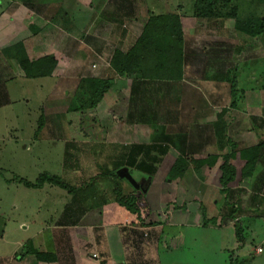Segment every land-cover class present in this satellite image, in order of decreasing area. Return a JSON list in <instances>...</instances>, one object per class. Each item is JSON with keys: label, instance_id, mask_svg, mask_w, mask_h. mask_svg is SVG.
Segmentation results:
<instances>
[{"label": "rangeland", "instance_id": "374dc122", "mask_svg": "<svg viewBox=\"0 0 264 264\" xmlns=\"http://www.w3.org/2000/svg\"><path fill=\"white\" fill-rule=\"evenodd\" d=\"M66 1L67 7L63 6L65 8L62 13L69 16L62 18V21L66 22L56 35L46 32L26 36L32 39L42 35V42L45 44L42 49L38 47L40 44H35L37 49H31V44L28 51L31 60L45 56L58 58L59 62L51 75L52 78L19 80L18 75H22V71L14 60L2 54L3 51L16 45L14 40L19 39V35L17 38H8L7 34L0 35V235H4L0 239L1 255L10 256L28 240L36 249L42 251L41 244L46 237L42 231L48 226L53 227L57 224L60 227L63 221L66 222L63 210L67 206L73 207L72 198L58 187L44 184L40 189H27L18 184V180L34 183L40 175H50L64 178L67 181L66 184L77 189L78 180H86L100 174L90 162L89 156L74 151L73 147L69 148L72 157L80 156L82 163H79L76 168L70 164L69 169L65 170L63 162L68 157L65 154L68 147L66 144L119 142L128 145L151 144L159 141L158 115L148 112L149 108L146 111L145 102L152 101V97L155 98L158 92L155 89L158 87L162 89L163 84L158 81L138 84L135 88L142 91L141 95L138 94L140 95L138 101L141 99V102L137 103L138 101L132 99L134 105L126 104L124 97L121 99L122 103H119V96L122 94L120 91L129 92V82L131 80L136 82L140 77L137 74L118 78L109 67L114 50L128 49L139 36L148 12L154 13L155 16L177 14L181 24L186 28L184 29L186 35L194 31L200 33L198 38L202 40L208 37H221L220 41H224L223 46L219 45L222 48L220 50L222 60L225 59L224 57L238 58L229 62L221 88L229 93V85L233 77V86L236 90L243 92L234 94L237 98L234 106L236 110H229L228 114L226 113L222 118L218 115L220 117L217 122L223 121L224 118L225 122L231 121L234 124L236 116L240 117L239 124L233 130L230 129V135L238 136L235 140L240 147H244V144L248 146L252 142L256 143V138L264 139V35L254 39L236 35L237 38L229 40L227 31L233 30V21H224L223 26L221 20H197L194 17V0H143V2L131 0L139 16L134 19L121 18L120 23L113 21L110 15L113 9L109 7V2L113 3L114 0L93 2L81 0L86 10L81 26L77 28L75 24L79 23L72 17L71 0ZM90 1V5L93 4L98 9L94 14L92 12L88 14L90 9L86 4ZM55 2L57 3V0ZM0 3L3 1L0 0ZM236 4L239 19H245L248 16L264 17V0H236ZM75 29H81V33H77ZM206 56L210 58V55ZM237 60L240 61L236 67ZM234 68L236 73L231 71ZM82 69H87L89 72L83 73ZM10 77L16 79L6 83L5 80ZM191 77L192 74L185 75L182 86L188 87L189 90L194 89L193 92L198 96L201 94L204 99V95L210 91L208 89L213 86L203 85L205 83L201 81L200 76L197 81ZM86 79H112L113 86L105 94H108L106 98L104 95L95 108L73 112L72 107L80 105L78 103L81 98L79 86ZM214 84L217 86L219 82ZM250 92H253L254 96L250 95ZM246 93V98L248 96L252 98L244 99ZM105 100L106 104H104ZM219 102H223L222 106L227 105V100L223 98ZM142 103L143 106H141ZM131 106L135 107L136 112L130 109L128 114L126 109ZM236 112L239 114L237 115ZM194 114L192 112L189 116L193 117ZM40 125L42 127H39ZM226 134L229 135V133ZM92 146L87 145L84 148L85 151L88 148L87 153L90 154ZM77 147L79 148L80 145ZM174 158H176L175 153L167 147L166 154L161 157L154 176H144L136 171H131V176L128 174V179L133 180L137 191L140 192L138 205L146 212L147 227H151L152 224L161 226V223H165L169 217L172 218V213L178 209L176 205H183L185 202L181 203L182 198L179 195L182 194L179 192H183V188H189L192 191L199 189L200 183H203L206 178H208L207 182L213 181L212 184L217 186L214 170L207 171L208 169L204 167L193 169V166H189L181 178L167 181V173ZM77 167L79 172H74ZM125 170L128 171V169ZM201 178L203 181H200ZM239 179L240 175L237 174V181ZM122 180L124 181L121 182V188L124 193H129L132 188L135 189V186H130L126 179ZM212 184L208 188H202L201 197L206 196L214 203L217 202L215 206L219 210L224 205L225 200L221 197L224 194L217 197L216 191L212 190ZM96 187V192L100 190L107 192L106 200L107 197L112 198L110 181L97 180ZM96 192L93 188L89 189L86 199L80 200L82 207L93 208L89 210L90 213L99 203L96 202L98 199ZM75 199L77 202L78 198ZM208 212L209 214L201 208L203 218L214 217L210 210ZM67 220L70 221L69 218ZM200 228L186 224L162 226L163 231H167V236L174 232L176 235L183 233L179 235L185 236V240L191 237L183 249L191 254L193 264H225L232 249L233 239L228 240L226 244L225 232L213 235L214 232L207 231L208 226L205 231L211 232L209 234L213 237H210L206 236V232ZM251 228V232H254L253 245L248 247V240L245 241L244 250L239 253L238 261L244 264H264V242H261L264 236V223L262 225L258 221L256 226ZM258 245L263 249V254H252L251 249ZM255 253L258 251L256 250ZM158 258L161 264H167L163 259L164 255L158 254Z\"/></svg>", "mask_w": 264, "mask_h": 264}, {"label": "crops", "instance_id": "0c3cea01", "mask_svg": "<svg viewBox=\"0 0 264 264\" xmlns=\"http://www.w3.org/2000/svg\"><path fill=\"white\" fill-rule=\"evenodd\" d=\"M2 1L3 3H0V8L2 6V10L0 11V35L7 34L8 38H17L19 35V39L14 40V43L22 44L30 60L31 58L28 51L31 44V49H37L35 44H40L38 47L42 49L45 44L42 42V35L32 39L26 36L40 33L45 34L46 32L56 35L63 27V23L66 22L62 21V18L69 16V14L62 13V10L65 8L63 6L67 7L68 2L66 0H57V3L55 2L56 0ZM93 1L95 0H92V2ZM90 3L91 1L89 4H86L88 5L87 8L90 9L88 14L90 12L94 14L98 9H96L93 4L90 5ZM71 5V10H73L72 17L79 23L75 25L77 28H80L82 19L85 17L83 16L86 10L84 3L81 0H71ZM113 6L116 7L115 0L113 3L109 2V7L113 9V11L111 10L112 12H110L111 18H113V16L116 17V8ZM100 11L97 13V16H99ZM130 11L132 13H129V11L118 13L123 19H130L131 17L134 19L139 16V12L137 13L135 8H133V10L131 8ZM152 15H154V13L148 12L146 14L147 19L144 23H146L148 18ZM142 28L143 25L141 26V30ZM181 28L183 32L182 79L179 82H165L162 89H159V87L155 89L158 91L156 92L157 95H155V98L152 97V101L145 102V108H147L146 111L149 108L150 111L148 112L151 114L158 115L157 119H159L160 122L158 123V130L160 132L158 134L159 141L155 142V144L161 145L162 147L167 146L173 150L176 155L174 161L180 156L190 155L193 161L204 162V166L200 168L204 167L206 170L208 169L207 171L211 169L214 170L213 173H215L217 177V186L212 184L213 181L207 182L208 178H206L203 183H200L199 189L192 191L189 188H183V192H179L182 194L179 195L180 198H182L181 203L185 202L183 205H176L178 207L177 211L172 213V218L169 217L165 223H161V226L127 227L125 224L122 226L114 225L113 221L115 220V215H120L121 211L118 212L119 209L113 205L106 206L103 211L99 209L94 210L92 211L94 214L87 210L80 218L75 217V224H73L74 219H69L70 221L67 220L69 217L74 218L75 215H69L68 218H66V222L63 221L60 227H58V224L53 227L48 226V228L42 231V234L46 235L43 240L44 242L41 244L42 251L36 249L32 245V242L28 240L34 250L40 253L54 254L57 258V262L53 264H100L102 260H105L106 264H161V262L158 261V254L164 255L163 259L167 264H193L191 254L186 249H183L185 243L188 242L191 237L185 240L186 237L181 236L183 233H178L176 235L174 232L167 236V231H163L162 229V226L165 224L169 226L186 224L190 227H201L200 229L204 232H206L205 230L209 226L207 231L211 230V232H214L213 235H220L222 232H225L227 234L225 238L226 244H228V240L233 239L232 249L231 252H229V256H231L232 260L236 259L238 261L239 253L244 250V247L242 249L237 248L234 238L235 224L238 223L246 234V240H248L247 246L253 245L252 234L254 232H251V227L256 226L258 221L259 224L263 225L264 223V156H262L261 160L256 165L251 177L239 179L238 181L236 178L233 183L228 185L226 194L228 196L222 195L223 193L220 192L218 183L221 158L230 153V145L234 144L240 149H245L255 144L252 142L251 145L245 146L244 144V147H240L235 140L238 136L234 134L230 135V129L233 130V128L239 124L240 117L236 116L234 124L231 121H229L231 124L225 122L224 118L223 121L217 122L220 117L218 115H221L222 118L226 113L228 114L229 110H236L235 107H229V102L232 101L233 98L230 93L228 94L226 90L221 88V83L224 81V77H226L225 73L227 72L229 62L237 57H230L231 59L224 57L225 59L222 60V56L220 55V50L222 48L220 46H223L224 41H220L221 37H208L206 40L210 41H206L198 38L200 34L198 32L193 31L190 35H186L184 33V29L186 28L183 24H181ZM75 31L81 33V29H75ZM89 31H91V29ZM126 50H123V52ZM232 52L234 51L232 50ZM206 55H210V58H207ZM37 59H40V57L34 58L33 60ZM54 59L59 62L57 57L54 56ZM239 61L240 60L235 61L236 67ZM231 71L232 73L237 72L236 68ZM81 72L88 73L89 70L82 69ZM188 73L192 74L191 79L197 81L200 76L201 81L205 83L203 85L209 84L213 86L209 88L208 90L210 91L204 95V99L206 100L203 99L201 94L198 96L197 93L193 92L195 91L194 89L190 88L189 90L188 87L185 88L182 86L184 85L183 78ZM18 76L19 80H27L23 74ZM52 77L53 76H51V78ZM15 79V77H10L5 81L8 83ZM218 82L219 84L216 86L214 83ZM128 91L129 92L120 91V94H122L119 96V103H122L121 99L125 97L126 104L134 105L132 99L137 102L142 91L134 89V91L131 92L130 88ZM225 93H227V105L222 106L223 102L219 101L223 98ZM249 94L254 96L253 92ZM107 95H105L104 98H106ZM246 95L247 93L244 95V99ZM235 96L236 95H234V98ZM251 98L252 97L248 96L246 99ZM139 101L141 102V99H139ZM139 101L137 103H139ZM104 104H106V100ZM141 106H143V103ZM131 107L126 109L128 110V114L130 113V109H132V112L133 110L136 112L135 107ZM222 111L225 112L222 113ZM192 112L195 113L193 117L189 116ZM236 113L237 115L239 114L238 112ZM156 122L158 121L156 120ZM226 133H229V135ZM228 141L232 143H228ZM104 143L109 145H126L119 142ZM211 158L217 159L215 164L210 167L209 163H211ZM193 169H195L194 166ZM126 173L131 176L129 170L126 171ZM130 180L133 182L132 179ZM200 181H203V178H201ZM211 184L212 190L216 191L217 197L222 195V199L225 200L224 205L221 206L219 210H217L215 206L217 202L214 203V201H211L206 196L201 197L202 188H208ZM187 196L189 197L187 198ZM201 208H204L205 212L208 214L210 210L214 217L210 214V218H208V216L203 218L201 215ZM214 212L216 214H214ZM209 233L206 232V236L213 237ZM3 236L4 235H0V239H2ZM261 242H264V236L261 238ZM25 245L27 246V243L16 252H13L10 256L0 254V264H46L36 263L33 255L20 259L19 256L25 252ZM258 249L261 250L259 254L255 253ZM251 252L255 255H262L263 249L260 245L253 246ZM93 255L95 256L94 258L92 257ZM227 263L228 259L225 264ZM240 264H244V262H240Z\"/></svg>", "mask_w": 264, "mask_h": 264}, {"label": "trees", "instance_id": "16d2710c", "mask_svg": "<svg viewBox=\"0 0 264 264\" xmlns=\"http://www.w3.org/2000/svg\"><path fill=\"white\" fill-rule=\"evenodd\" d=\"M115 2L117 8L116 17L113 16L112 20L120 22L123 17L118 12L129 11V13H132L130 10L131 8L133 10V3L131 0H115ZM193 10L194 17L197 20H221L223 26L224 21H233V30L227 31L229 40L237 38L236 35L250 39L264 35V17L248 16L245 19H239L236 0H194ZM2 54L14 60L17 67L23 72L24 77L29 80L51 77L57 64V61L52 56L30 60L22 44L19 43L9 50L3 51ZM182 57L183 32L179 16L177 14L152 15L148 18L141 33L128 50L124 52L114 50L109 67L118 78L139 74L140 78L136 82H133L134 80L129 82L132 92L138 84L147 82L158 81L161 84L169 81L179 82L182 79ZM233 81L234 78L232 77L228 90L233 98L229 102L230 108L235 106L237 100V98H234V94L243 92L235 89ZM112 86V79H86L82 81V85L79 86L81 98L78 103L80 105L72 107L71 111L80 112L95 108ZM226 98L227 93L224 94L223 100H226ZM224 112L222 111V113ZM154 121L156 122V120ZM41 125L39 127H42ZM228 143L232 142L228 141ZM66 145L68 147L65 154L68 157L63 162L65 170L69 169L68 166L70 164H73L76 168L79 163H82L80 156L72 157L69 148L73 147L74 151L87 154L90 162L93 163L100 174L86 178V180H78L77 184L79 183V187L77 189L66 184L67 181L64 178L50 175H40L34 183L18 180V184L23 185L27 189H40L44 184H49L65 191L72 198L73 207L67 206L63 210V216L68 218L69 215H75L74 218L69 217V219H74L73 224H75V217L80 218L87 210L93 209L82 207L80 200L86 199L89 189L93 188L95 192L97 191V180H108L112 185V198L107 197L106 200L107 192L105 193L102 190L96 192L98 197L96 202L99 203L95 206L97 207L95 210L103 211L106 206L113 205L119 209L118 212L121 211L120 215H115L114 225L122 226L125 224L127 227H147L148 224H145L146 212L138 205L140 192L132 188L133 190L131 189L129 193H124L121 188L123 180L115 173L121 169H128L130 172L136 171L144 176H154L161 157L166 154L167 147H162L155 143L109 145L105 143L83 144L71 142ZM77 145H80V147L78 148ZM87 145H93L90 154L87 153L88 148L86 151L84 149ZM230 146V153L221 158V164L219 165L220 176L218 183L220 192L224 195L227 194L228 185L237 178V174L240 175V179L251 177L256 165L264 156V139L256 138V143L245 149H240L234 144ZM216 159L211 158L210 167L215 164ZM204 164V162L193 161L190 155L180 156L170 167L166 180L181 178L190 165H193L195 169H199ZM75 170L74 172H79L78 167ZM75 198H78L77 202ZM234 238L237 248L242 249L247 238L238 223L234 225ZM26 243L25 252L19 256L20 259L33 255L36 263L53 264L57 262L54 254L40 253L34 250L29 241ZM100 264H106V261L102 260ZM227 264H240V262L236 259L232 260L231 256H229Z\"/></svg>", "mask_w": 264, "mask_h": 264}, {"label": "water", "instance_id": "95a60500", "mask_svg": "<svg viewBox=\"0 0 264 264\" xmlns=\"http://www.w3.org/2000/svg\"><path fill=\"white\" fill-rule=\"evenodd\" d=\"M120 179H126L128 182H129V184L130 185H132V186H135L134 184H133V182L130 180V179H128V174L126 173V171H125V169H121L120 171H118L117 172V174H116ZM126 176V177H125ZM137 187L135 186V189H136Z\"/></svg>", "mask_w": 264, "mask_h": 264}, {"label": "built area", "instance_id": "2783aa9c", "mask_svg": "<svg viewBox=\"0 0 264 264\" xmlns=\"http://www.w3.org/2000/svg\"><path fill=\"white\" fill-rule=\"evenodd\" d=\"M257 251H258V253H260V250L259 249ZM92 257L94 258L95 256L93 255Z\"/></svg>", "mask_w": 264, "mask_h": 264}]
</instances>
